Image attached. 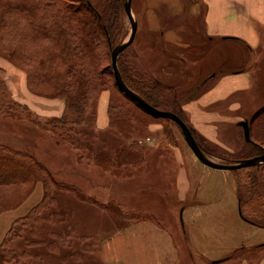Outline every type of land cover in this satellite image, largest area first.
<instances>
[{
	"label": "rangeland",
	"instance_id": "1",
	"mask_svg": "<svg viewBox=\"0 0 264 264\" xmlns=\"http://www.w3.org/2000/svg\"><path fill=\"white\" fill-rule=\"evenodd\" d=\"M100 2L105 4L106 0ZM137 5L138 0H133L132 9L139 24L143 17L141 11L137 12ZM124 21L123 40L131 32V22L126 13ZM144 26L143 32L142 24L138 25L137 35L129 48L131 60L138 68L139 75L146 78L140 58L138 60L136 57V50L141 55L144 49L142 55L148 63L156 59L150 45L153 42L149 43L147 40L149 33L146 22ZM195 37L200 36L196 34ZM198 43L204 45V41ZM206 48L207 45H204V49ZM212 48L209 52H200V47V51L197 49L193 53L188 52V84L194 85L200 79L195 78V72L216 52V47ZM18 58L0 54V85L2 84L0 88L3 91L4 87L6 88L3 102L8 97L23 103L19 99L24 96L23 90L27 87V90L35 96L48 99L60 98L65 104V99L62 97L32 91L28 85L27 68L18 61ZM192 61L197 66L191 67ZM177 76L180 78L181 74ZM258 85L263 91L264 84ZM187 91L188 89H183L184 95ZM116 94L115 90L112 93V90L106 89L97 99L96 114L92 116L91 122V127L94 129L92 133L94 131L96 133L93 147L95 151L115 157L116 150L128 148L132 142H140L142 148L139 151L144 153L146 159L136 165L132 164L129 170H126L120 162H110L104 159L105 157H95L90 161L85 156L80 160L70 143L58 141L57 133L34 122L45 121L48 117H41L26 104L32 112V120L8 114L0 106V133L2 130L9 133L17 126L26 131L22 134L23 138L29 135L32 138L19 143V147L24 149L26 148L24 143L33 144L35 153L47 161H52L58 151H68L71 156L74 154L76 159L78 157L80 161L85 162L84 166L90 169V183H87L84 176L72 174V171L64 175L69 180L82 183L83 187L78 185V188L86 197L73 190L56 189L54 202L47 208L45 215L52 211H66L65 215L56 221L50 218L41 223L32 222L31 226L23 229L21 237L10 239L5 245L26 250L30 254L25 260L26 264H61L63 255L67 256L68 260H66L70 264H109L101 256L102 245L104 246L111 239H116L120 235V230H124L127 226L151 220L171 232L179 254L175 264H264V164L237 170H219L204 165L185 140L180 127L169 118L150 116L132 106L133 114H137L136 119L121 117L111 121L109 102L111 96L115 97ZM101 96L108 98L109 125L98 131L97 114ZM183 97L178 93V99ZM167 99L169 100V97ZM242 99L244 107L233 112L241 113L239 117L247 119L251 127L257 130L255 138L262 139L263 136L259 135L258 130L262 117L256 120L254 116L256 110L263 106L264 96L258 97L256 104L249 100L248 94H244ZM164 104L171 107L168 103ZM245 111L246 113L243 114ZM218 118L220 119L219 115ZM235 121L234 119L233 123L220 126L221 130L216 134L217 137L218 134L220 135L218 140L221 143L210 140L200 132L205 138L204 144L215 152L213 154L206 152L211 159L231 162L245 154L263 152V149H257L245 139L243 128ZM29 128L41 136L31 133ZM3 135H0V140ZM219 153L227 154L228 158L219 156ZM165 158L169 159L165 160ZM64 160L70 164L73 162V160H70L71 162L68 159ZM180 167L187 170L186 180L179 178ZM109 177L112 178V183ZM36 186L20 205L32 195ZM89 191L94 195L88 194ZM20 205L4 209L0 217ZM67 226L73 228L74 244L68 247L60 245L58 249L52 250L49 244L61 241L55 234L65 239L64 231ZM33 229L38 231V234H34ZM4 230L5 225L1 224L0 238ZM33 242L37 244H32ZM121 248L124 253L130 254V248L123 245ZM69 253L72 254L68 255ZM133 262L136 264L137 259L133 258Z\"/></svg>",
	"mask_w": 264,
	"mask_h": 264
},
{
	"label": "trees",
	"instance_id": "2",
	"mask_svg": "<svg viewBox=\"0 0 264 264\" xmlns=\"http://www.w3.org/2000/svg\"><path fill=\"white\" fill-rule=\"evenodd\" d=\"M125 13L124 0H106L105 4L100 0H0V54L10 58L19 57L18 61L27 68L28 85L32 91L65 99L61 116L45 121L36 120L34 122L37 125L57 133L58 141L70 143L80 160L85 156L90 161L95 157H105L110 162H120L129 170L132 164L146 159L144 153L139 151L142 148L140 142H132L128 148L116 150L115 157H110L95 151L93 145L96 133H92L94 129L91 127L97 99L106 89L117 93L115 97L111 96L109 102L111 121L121 117L136 119L137 114H133L132 106L153 116L116 83L112 49L124 39ZM129 47L118 58V66L126 84L152 105L178 113L191 127L204 152L215 153L204 144L205 138L187 119L174 87L139 75L138 68L131 60ZM5 96L6 88L4 91L0 88V106L6 113L32 120L29 107L8 97L3 102ZM263 113L264 105L254 116L256 120L262 117L258 128L262 139L255 138L257 130L250 126V142L257 149H263V152L255 151L242 158L264 153ZM218 155L228 158L225 153ZM39 181L43 183V197L25 215L13 221L0 244V264H26L25 260L30 254L26 250L7 247L5 243L21 237L23 229L31 226L32 222L41 223L50 218L56 221L65 215L66 211H52L45 215L47 208L54 202L56 189L65 188L82 193L78 186L57 180L52 170L35 154L0 143V213L20 205ZM72 229V226L65 228V239L56 233L61 241L51 243L49 247L55 250L60 245L72 246L75 241ZM32 232L38 234L35 229ZM62 257L61 264H70L67 256Z\"/></svg>",
	"mask_w": 264,
	"mask_h": 264
},
{
	"label": "crops",
	"instance_id": "3",
	"mask_svg": "<svg viewBox=\"0 0 264 264\" xmlns=\"http://www.w3.org/2000/svg\"><path fill=\"white\" fill-rule=\"evenodd\" d=\"M139 11L143 17L139 25L142 24L144 32L146 22L149 33L147 40L153 42L150 45L156 59L148 63L142 55L144 49L141 55L136 50V57L138 60L140 58L145 76L173 86L177 95L180 93L184 96L178 101L194 128L210 140L221 143L218 140L220 135L217 137L216 134L221 130L220 126L226 123L229 125L234 119L239 125L242 120L239 117L241 113L233 112L244 107L242 96L248 94L254 104L258 97L264 96V90L261 91L257 86L264 84V0H138ZM196 34L200 37L196 38ZM201 41L207 45L206 49L198 43ZM213 46L216 52L195 72V78L200 79L194 85L188 84V52L200 51L199 47L200 52H209ZM190 66L197 65L192 61ZM179 73L180 78L177 76ZM185 88L188 89L186 95L183 93ZM23 91L24 96L17 99L41 117L52 118L63 114L65 104L62 99L35 96L27 87ZM107 108L108 98L101 96L97 114L98 131L109 125ZM29 129L36 136H41ZM25 132L17 126L9 133L2 130L0 135H4L0 143L22 149L19 143L25 139L32 140L30 135L22 137ZM24 144L26 148L22 150H31L29 152L52 170L57 180L83 187L82 183L64 176L72 171V174L84 176L87 183H90V169L84 166L85 162L78 157L76 159L74 154L71 156L68 151H58L52 161H47L35 153L33 144ZM64 159L73 162L66 163ZM178 174L180 180L185 178L186 168L180 167ZM109 179L112 183V178ZM87 193L94 195L90 191ZM43 194V183L38 182L32 195L22 205L0 217V225H5L0 244L12 222L35 206ZM122 245L130 248V254L123 252ZM101 256L109 264H134L133 258L140 264H175L179 254L171 232L155 221L146 220L120 230L116 239L102 245Z\"/></svg>",
	"mask_w": 264,
	"mask_h": 264
},
{
	"label": "water",
	"instance_id": "4",
	"mask_svg": "<svg viewBox=\"0 0 264 264\" xmlns=\"http://www.w3.org/2000/svg\"><path fill=\"white\" fill-rule=\"evenodd\" d=\"M133 0H124L125 12L131 22V32L129 36L115 46L112 49V66L115 74L116 83L129 97L133 98L145 111L156 117H166L173 120L181 129L185 140L193 150L197 158L209 167L219 170H235L246 167H252L259 164H264V153L251 157L238 158L234 162H218L211 159L206 152L201 148L200 144L196 140L191 127L185 122V120L176 112L169 109H161L152 105L144 97L130 88L123 79L122 73L118 66V58L120 54L129 47L136 37L138 31V21L135 18L132 9ZM239 124L243 127L245 139L251 141V128L247 119L241 120Z\"/></svg>",
	"mask_w": 264,
	"mask_h": 264
},
{
	"label": "flooded vegetation",
	"instance_id": "5",
	"mask_svg": "<svg viewBox=\"0 0 264 264\" xmlns=\"http://www.w3.org/2000/svg\"><path fill=\"white\" fill-rule=\"evenodd\" d=\"M250 123V122H249ZM251 126V125H250ZM242 158V157H241Z\"/></svg>",
	"mask_w": 264,
	"mask_h": 264
},
{
	"label": "bare ground",
	"instance_id": "6",
	"mask_svg": "<svg viewBox=\"0 0 264 264\" xmlns=\"http://www.w3.org/2000/svg\"><path fill=\"white\" fill-rule=\"evenodd\" d=\"M138 32V31H137ZM137 35V34H136Z\"/></svg>",
	"mask_w": 264,
	"mask_h": 264
}]
</instances>
